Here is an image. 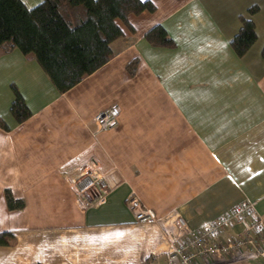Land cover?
Returning a JSON list of instances; mask_svg holds the SVG:
<instances>
[{
	"label": "crops",
	"instance_id": "0c3cea01",
	"mask_svg": "<svg viewBox=\"0 0 264 264\" xmlns=\"http://www.w3.org/2000/svg\"><path fill=\"white\" fill-rule=\"evenodd\" d=\"M149 1L152 11L117 20L112 57L63 93L17 48L0 54V231L15 236L0 245V264H166L170 233L241 201L264 221V0ZM240 15L256 32L242 56L230 44ZM155 25L171 46L146 38ZM14 87L30 111L22 121L10 112ZM111 104L120 107L117 125L102 130L95 116ZM91 158L106 183L102 198L76 193ZM5 190L23 208L9 209ZM130 194L155 222L135 221ZM199 264L264 260L243 254Z\"/></svg>",
	"mask_w": 264,
	"mask_h": 264
},
{
	"label": "trees",
	"instance_id": "16d2710c",
	"mask_svg": "<svg viewBox=\"0 0 264 264\" xmlns=\"http://www.w3.org/2000/svg\"><path fill=\"white\" fill-rule=\"evenodd\" d=\"M149 0H41L27 7L22 0H0V54L17 48L34 59L58 92L63 93L85 76L105 64L114 54L111 44L122 36L117 24H127L128 16L152 11ZM256 6L248 8L253 14ZM240 26L230 40L238 56H242L256 40L253 21L239 16ZM146 38L155 45L171 46L172 39L161 25L149 29ZM264 57V44L261 49ZM136 60L127 63L133 73ZM10 112L16 121L26 119L30 111L18 90ZM0 117V126H4ZM9 209H21L24 202L5 190ZM13 231H0V245L14 243Z\"/></svg>",
	"mask_w": 264,
	"mask_h": 264
},
{
	"label": "built area",
	"instance_id": "2783aa9c",
	"mask_svg": "<svg viewBox=\"0 0 264 264\" xmlns=\"http://www.w3.org/2000/svg\"><path fill=\"white\" fill-rule=\"evenodd\" d=\"M120 107L111 104L96 114L100 129L108 130L117 125ZM98 162L91 158L83 167V173L76 182V193L82 198L93 193L102 198L107 192L106 183L97 171ZM127 205L136 222H155V212L142 204L135 194L127 198ZM179 229L187 224L181 217L177 218ZM241 224L240 232L221 241V235L235 225ZM243 254L260 257L264 260V221L256 213L250 201H241L224 211L216 218L203 223L196 229H189L185 234L172 232L169 234V250L166 264H199L210 262L216 256L234 259Z\"/></svg>",
	"mask_w": 264,
	"mask_h": 264
}]
</instances>
